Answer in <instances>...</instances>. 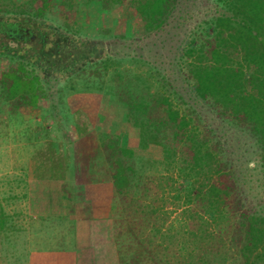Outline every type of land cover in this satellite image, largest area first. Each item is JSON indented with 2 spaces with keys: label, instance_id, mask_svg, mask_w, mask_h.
Segmentation results:
<instances>
[{
  "label": "trees",
  "instance_id": "1",
  "mask_svg": "<svg viewBox=\"0 0 264 264\" xmlns=\"http://www.w3.org/2000/svg\"><path fill=\"white\" fill-rule=\"evenodd\" d=\"M53 1L33 0L26 19L10 21L0 17V54L18 62L0 85L2 98L11 105L35 107L45 101L41 72L92 69L90 75L96 71L100 74L101 70L108 73L115 62L106 57L97 64L102 57L94 53L90 40L78 37L75 21L62 26L48 23L45 17ZM88 1L104 9L128 5L145 29L158 33L168 25L182 0ZM214 2L213 14L183 49L181 60L186 61L188 83L196 96L210 101L228 121L243 124L256 139L258 158L250 169L256 171V178L251 172L242 177L231 166L221 142L213 139L209 120L202 129L201 120L194 117L197 112L192 110L193 116L175 109L170 96L152 91L154 85L142 88L140 83H126L128 75L121 69L117 70L124 84H107V98L120 109L128 126L138 131L136 148L129 144L124 132L105 127L99 134L92 131L87 138L73 141L72 147L58 149L53 145L35 167L38 181L53 189V183L62 182L64 190H79L91 209L96 198H87L88 189L94 192L96 185L112 186L110 210L119 264H171L174 260L162 255L170 248L166 238L171 233L158 225L166 213L157 200L152 201L161 177L157 172L150 176L144 171L148 164L157 166L159 161L147 160L138 152L150 148L161 149L167 160L177 159V173L185 175L186 185L182 187L192 203L182 211L188 214L196 210L199 215V208L207 215V230L202 237H207V246L201 241L207 264H214L220 254L233 249L237 258L234 252L228 257L223 254L224 259H230L229 264H264V205L259 200L249 201L246 194L251 189L246 180L254 181V190L259 188L264 193V0ZM62 3L67 14L73 17L77 13V0ZM163 81L179 92L166 75ZM161 87L167 92L165 84ZM178 97L186 98L180 92ZM177 190L182 191L180 187ZM181 228L194 235L192 226ZM191 255L179 257L174 264H193ZM203 256H195L198 264Z\"/></svg>",
  "mask_w": 264,
  "mask_h": 264
},
{
  "label": "rangeland",
  "instance_id": "2",
  "mask_svg": "<svg viewBox=\"0 0 264 264\" xmlns=\"http://www.w3.org/2000/svg\"><path fill=\"white\" fill-rule=\"evenodd\" d=\"M62 1H53V6L45 17L46 21L55 26L75 21L78 37L90 40L94 44V53L102 57L97 64L106 57L115 62L110 65L108 73L101 70L100 74L96 71L90 75V68L88 71L79 69L68 73L41 72V85L45 88L47 98L35 107L11 105L2 98L0 90L1 221L4 222L10 217L13 189L19 188L24 195V191L30 186L29 179L35 174V167L48 156L53 145L58 149L69 148L73 141L87 138L92 131L99 134L107 127L110 131L124 132L129 144L136 148L138 131L132 125L128 126L120 109L107 98L110 91L107 84H124L117 69L128 75L126 83H140L142 88L144 85H154L152 91L170 96L175 109L183 114L193 115L192 110L197 112L193 116L196 121L201 120L202 129L209 120L214 129V141L221 142L224 155L236 172L242 177L250 172L257 177L256 171L250 170L258 158L259 146L256 139L243 124L228 121L210 101L196 96L188 83L186 61L181 60L183 49L195 33L203 29L208 17L213 14L214 0H182L168 25L158 33L145 29L142 20L134 10H129L128 5L104 9L97 2L77 0L78 11L72 17L65 11ZM32 3L33 0H0V17L10 21L26 19V12L31 9ZM15 64L18 62L0 54V85L6 80L5 74L11 72ZM164 75L178 87L181 97L186 96L185 99L178 97L176 87L169 88L167 82L164 83ZM164 84L167 92L161 87ZM138 152L147 160L159 161L157 166L148 164L144 171L150 176L157 172L161 177L156 182L158 188L152 201L157 200V205L166 213L162 215L158 225L171 233L166 238L170 248L163 251L162 255L166 258L172 257L174 260L170 263L174 264L179 257L181 259L193 253L192 263L198 264L195 256L203 253L204 258L199 264H207V253L201 251L203 243L204 247L207 246V237L202 239L207 230V215L199 208V215L195 214L196 210L188 214L182 211L192 203L182 187L186 185L183 178L185 175L179 176L177 173V159L174 162L165 159V152L156 148ZM253 182L246 180L248 188H251L246 191L248 200L254 203L259 200L264 205V193L259 188L254 190ZM179 187L182 190L180 193L177 190ZM23 195H20V200L25 198ZM20 211L21 219L25 220L26 213ZM201 215L204 216L203 219L200 218ZM183 225L192 226L194 235L187 234L181 228ZM232 252L237 258L236 249H233L220 254L222 259L213 263L229 264L230 259H224L223 254L228 257ZM24 255L23 253L22 256ZM144 264L148 262L145 261Z\"/></svg>",
  "mask_w": 264,
  "mask_h": 264
},
{
  "label": "crops",
  "instance_id": "3",
  "mask_svg": "<svg viewBox=\"0 0 264 264\" xmlns=\"http://www.w3.org/2000/svg\"><path fill=\"white\" fill-rule=\"evenodd\" d=\"M29 182L24 195L13 189L10 217L0 220V264H119L110 184L88 189L87 198H96L91 209L79 190H64L62 182L53 189L35 174Z\"/></svg>",
  "mask_w": 264,
  "mask_h": 264
}]
</instances>
